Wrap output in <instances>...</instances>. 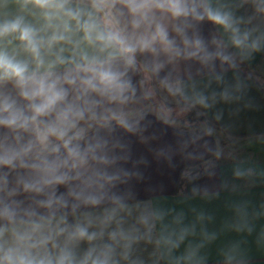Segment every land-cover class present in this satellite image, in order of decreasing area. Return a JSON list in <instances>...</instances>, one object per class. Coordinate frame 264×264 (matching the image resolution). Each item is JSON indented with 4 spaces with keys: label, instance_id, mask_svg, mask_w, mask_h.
Instances as JSON below:
<instances>
[{
    "label": "crops",
    "instance_id": "1",
    "mask_svg": "<svg viewBox=\"0 0 264 264\" xmlns=\"http://www.w3.org/2000/svg\"><path fill=\"white\" fill-rule=\"evenodd\" d=\"M109 2L110 30L97 2L0 0V24L20 18L39 55L19 32L0 37V52L63 94L36 116L44 98L22 94L33 83L0 80V109L11 105L0 119L18 117L0 124V160H11L0 163V261L264 264V0ZM159 85L216 131L149 110ZM64 124L81 137L48 133Z\"/></svg>",
    "mask_w": 264,
    "mask_h": 264
},
{
    "label": "clouds",
    "instance_id": "2",
    "mask_svg": "<svg viewBox=\"0 0 264 264\" xmlns=\"http://www.w3.org/2000/svg\"><path fill=\"white\" fill-rule=\"evenodd\" d=\"M29 0H25V3H28ZM36 6L40 8H47L56 5V0H31ZM172 9L176 14H179L182 9L180 8L179 4L173 2L171 4ZM208 18L218 24H227V18L220 15L219 13H214L212 11L207 12ZM202 18V17H201ZM19 32V39L21 41L27 42V46L31 50V52L38 56V46L34 41V32L28 26L22 25V20L17 18L13 21H8L0 24V37H4L10 33ZM103 39V37H101ZM109 40L117 39L115 37H109ZM238 44L239 41H236ZM125 51L131 52L133 49L125 48ZM27 71V66L18 62H14L11 58L5 55L3 52H0V80L5 78H15L17 83L20 86H24L28 82H32L34 85L33 91L31 93L24 92L22 93L28 99H35L37 97H43L44 102L39 105L33 106V111L35 112L36 116L45 115L49 111V109L59 100L62 98V93L54 91L55 85L54 84H47L44 79L35 80L33 76H26L25 73ZM108 78V77H106ZM11 105L5 103L0 109V111L7 112ZM17 116L12 115L6 119H0V124L5 125H14L17 122ZM35 119V117H33ZM49 134L57 135L58 138H62L65 135L64 131H57L56 128L51 127L48 129ZM0 163L9 164L11 160L5 159L0 160ZM83 231L81 235H83ZM4 261L7 264H33L32 261L20 259L18 262L13 261L11 257H5ZM0 264H4L3 261H0ZM62 264V262H61Z\"/></svg>",
    "mask_w": 264,
    "mask_h": 264
},
{
    "label": "rangeland",
    "instance_id": "3",
    "mask_svg": "<svg viewBox=\"0 0 264 264\" xmlns=\"http://www.w3.org/2000/svg\"><path fill=\"white\" fill-rule=\"evenodd\" d=\"M148 97L150 103L149 110L155 111L160 115H163L164 117L174 121L186 119V124L193 130L209 131L214 129L216 131L214 126L202 121L190 123L189 116L192 114L194 115L196 112L191 106L187 105L183 100L180 99L174 86H152L149 89ZM90 125H87L86 127H89ZM86 127L79 129V131H84ZM227 145L231 147L234 146L230 142H228Z\"/></svg>",
    "mask_w": 264,
    "mask_h": 264
},
{
    "label": "trees",
    "instance_id": "4",
    "mask_svg": "<svg viewBox=\"0 0 264 264\" xmlns=\"http://www.w3.org/2000/svg\"><path fill=\"white\" fill-rule=\"evenodd\" d=\"M80 1H85L88 3L97 2L98 4H100L99 5V11H98L99 19L104 24V26L106 28H108L109 30H110V28H113L115 25H117L115 23L113 17L111 16L110 12H109V10L111 8L109 0H98V1L80 0ZM103 1H105L104 4H102ZM121 39L123 40V36ZM124 41L129 43L128 40L125 39V37H124ZM130 48H131V46H130ZM122 50L126 55L130 54V52L125 51V49H122ZM230 54L233 58L235 57V59H238L237 56L235 54H233L232 52H230ZM240 63H242V62H240ZM145 79L147 80V78H145ZM151 85H153L152 82H151ZM177 94L179 97H183L180 93L177 92ZM189 117H190V123H194V122H198V121L205 122L209 125H212V123H213V121L211 119L206 118L204 115H198V114L194 113V115L192 114ZM185 120L186 119H181V126L184 129H189V126L186 124L187 122ZM58 130L65 132V135L63 136L64 137L63 141H74V140L78 139L79 137H81V134H77L72 130L70 124H64V125L60 126L58 128ZM197 132L202 133L203 131L197 130ZM198 163L195 162V163H190V164H186L185 166H183V168L179 174L178 180L176 182L174 193L184 191V186H185L186 182L189 179L195 177L197 174H199L200 169L196 166Z\"/></svg>",
    "mask_w": 264,
    "mask_h": 264
}]
</instances>
